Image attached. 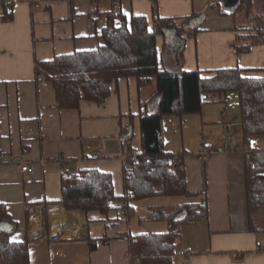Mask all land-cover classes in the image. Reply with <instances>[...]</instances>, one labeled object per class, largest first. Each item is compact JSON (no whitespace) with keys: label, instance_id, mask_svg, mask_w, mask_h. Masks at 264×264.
Instances as JSON below:
<instances>
[{"label":"crops","instance_id":"0c3cea01","mask_svg":"<svg viewBox=\"0 0 264 264\" xmlns=\"http://www.w3.org/2000/svg\"><path fill=\"white\" fill-rule=\"evenodd\" d=\"M9 4L12 20L0 19V203L17 225L11 240L23 242L27 237L31 264H130L129 236L167 231L165 221H146L149 209L203 200L208 220L181 227L173 264H264V236L249 231L247 150L240 127L232 129L225 119L222 143L185 158L187 190L197 195L134 201L129 219L117 212L104 217L64 210L59 203L64 167L71 174L89 169L109 174L114 194L123 195V168L129 164L122 137L132 127L129 145L136 155L141 148L142 91L154 83L138 87L134 78H122L103 104L83 101L77 111L59 110L52 87L36 83L35 63L96 49L112 1L9 0ZM119 7L127 18L146 17L149 26L154 11L162 18L205 11L201 32L184 41L181 68L199 70L202 76L240 68L248 70L247 77H264V44L247 53L234 50L237 36L245 32L236 31L242 25L241 12L221 14L228 8L227 0H119ZM162 43L157 37L159 51ZM230 129L235 137L241 135L239 143L232 142ZM255 141V150L264 151ZM231 142L234 147H229ZM201 154L206 158L198 159ZM23 165L33 172L23 173ZM38 202L42 204L28 208ZM46 203L51 241L42 232ZM89 239L97 240L94 249L90 250Z\"/></svg>","mask_w":264,"mask_h":264},{"label":"trees","instance_id":"16d2710c","mask_svg":"<svg viewBox=\"0 0 264 264\" xmlns=\"http://www.w3.org/2000/svg\"><path fill=\"white\" fill-rule=\"evenodd\" d=\"M111 1L110 10L104 13L106 24L99 33L101 43L96 49L36 62L35 76L36 83L52 87L59 110L76 111L83 101L103 104L119 79L134 78L138 87L154 83V93L146 102V113L140 116L141 148L135 160L129 145L132 132L128 130L122 137L129 164V168H123V195L116 196L111 176L97 170L70 173L60 181L59 203L65 211L98 212L104 217L117 212L129 219L134 201L197 195L187 190L185 158L191 153L182 150L174 154L164 149V118L182 120L185 116L199 114L204 105L215 103L212 98L234 92L244 149L250 151L253 141L264 138V77H247L248 70L240 68L218 69L208 76H202L199 70L189 72L181 68L184 41L201 32L205 11L177 18H162L154 11L149 26L146 17L131 15L127 18L120 10L119 0ZM0 2V19L11 21L13 5L6 0ZM227 4V10L221 14L235 16L241 12L242 25L237 26L236 31L245 32L237 36L239 44L234 45L235 52L247 53L252 46L264 44V34L254 28L258 22L264 23V0H227ZM157 37L163 41L160 51ZM149 106H153L151 113ZM245 186L249 231L264 235V151H251L245 166ZM41 204L34 203L28 208ZM48 205L44 204L42 212V232L51 241ZM148 219L165 221L167 231L129 236L130 264H173L181 227L207 221L208 208L203 200L200 204H184L172 210L150 209ZM25 220L29 221L28 209ZM1 224L10 229L0 230V264H31L28 239L11 240L17 225L2 203ZM88 241L90 250L94 249L97 240ZM258 250H262L261 246Z\"/></svg>","mask_w":264,"mask_h":264},{"label":"rangeland","instance_id":"374dc122","mask_svg":"<svg viewBox=\"0 0 264 264\" xmlns=\"http://www.w3.org/2000/svg\"><path fill=\"white\" fill-rule=\"evenodd\" d=\"M153 92V84L142 91V115L146 113L145 101L149 99ZM212 100L215 103L204 105L199 114L185 116L182 120L177 117L164 118L165 151L175 154L176 152L179 153L182 150H186L191 152L194 156V154L204 150V148H207L209 145H218L220 142L222 143L224 140L223 135L226 133V123L223 124V122H221L223 119L227 121V124L232 129L240 127V115L236 93L229 92L225 97L219 98L216 96L212 98ZM148 111L151 113L153 111V106H149ZM232 129H230L231 137H233L232 142L239 143L241 135L235 137ZM128 130L132 131V127H129ZM255 142L260 148H264V138L258 139ZM72 173H74V171H72ZM147 219L146 221H153Z\"/></svg>","mask_w":264,"mask_h":264},{"label":"built area","instance_id":"2783aa9c","mask_svg":"<svg viewBox=\"0 0 264 264\" xmlns=\"http://www.w3.org/2000/svg\"><path fill=\"white\" fill-rule=\"evenodd\" d=\"M6 1L9 3V0H6ZM254 28H257L258 30H260V31L264 34V23H262V22H258L256 25H254ZM254 32H255V29H254ZM39 135H40V134L35 133V135H33V136L36 137V138H38V137H40ZM229 147H234V144H232V142L229 143ZM256 147H257V146H256L255 143H252V144H251L250 151H247V154H246V158H247V159L250 158V153H251V151H252V150H255ZM132 156H133V159L136 158V155H135V154H133ZM204 158H206V157H205V154H201V155H199V157H198V159H200V160H203ZM14 161L17 162V161H18V158H15ZM126 168H129V165H126ZM21 171H22L23 173L30 174V173L33 172V168L30 167L29 165H23V166L21 167ZM68 174H70V170H69L68 168L64 167V168L61 169V171H60V175H61V176H65V175H68Z\"/></svg>","mask_w":264,"mask_h":264},{"label":"water","instance_id":"95a60500","mask_svg":"<svg viewBox=\"0 0 264 264\" xmlns=\"http://www.w3.org/2000/svg\"><path fill=\"white\" fill-rule=\"evenodd\" d=\"M0 229H1V230H2V229H6V230H8L9 227H7L6 224H1V225H0Z\"/></svg>","mask_w":264,"mask_h":264}]
</instances>
